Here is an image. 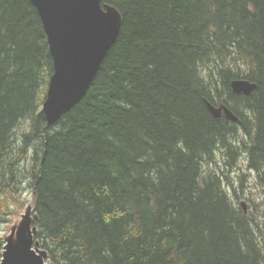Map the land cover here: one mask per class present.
Listing matches in <instances>:
<instances>
[{
  "label": "trees",
  "instance_id": "16d2710c",
  "mask_svg": "<svg viewBox=\"0 0 264 264\" xmlns=\"http://www.w3.org/2000/svg\"><path fill=\"white\" fill-rule=\"evenodd\" d=\"M103 2L121 12L118 36L47 126L42 22L30 0H0V259L29 190L52 264H264V0ZM237 78L255 89L232 92Z\"/></svg>",
  "mask_w": 264,
  "mask_h": 264
},
{
  "label": "water",
  "instance_id": "95a60500",
  "mask_svg": "<svg viewBox=\"0 0 264 264\" xmlns=\"http://www.w3.org/2000/svg\"><path fill=\"white\" fill-rule=\"evenodd\" d=\"M46 35L52 58V74L41 106L46 125L69 111L84 95L104 56L115 42L122 23L117 7L103 0H30ZM236 94H250L256 84L237 78L230 82ZM215 118L223 113L236 122L237 116L224 104L207 102ZM36 214L26 206L21 220L4 236L0 264H52L35 239Z\"/></svg>",
  "mask_w": 264,
  "mask_h": 264
},
{
  "label": "rangeland",
  "instance_id": "374dc122",
  "mask_svg": "<svg viewBox=\"0 0 264 264\" xmlns=\"http://www.w3.org/2000/svg\"><path fill=\"white\" fill-rule=\"evenodd\" d=\"M241 166L243 167L242 170L244 172H242L241 170L236 168L239 171V173L245 175V178L242 179V183H243L241 186L242 190L237 188V191L240 192L239 200L245 203V208L247 210H253V205H252L251 201L258 203L260 201V193L256 188H254L253 184L248 182L250 175H249L248 171L244 168V164H241ZM235 173L236 172L233 170L232 174H231L233 177V181L237 187H240L239 178L236 177ZM250 180H251V178H250ZM28 197H29V190H27V192L25 193V197H24V199L26 201L25 205L20 209L17 208L16 205H14L15 207L13 208V211L10 215V218L8 217L7 220L1 226V229H2L1 233L3 236L2 238H4V236L10 231V229L13 225H16L21 220V215L24 213L26 205L31 204L30 199ZM263 206L260 204H257V207L261 210H262Z\"/></svg>",
  "mask_w": 264,
  "mask_h": 264
},
{
  "label": "bare ground",
  "instance_id": "6f19581e",
  "mask_svg": "<svg viewBox=\"0 0 264 264\" xmlns=\"http://www.w3.org/2000/svg\"><path fill=\"white\" fill-rule=\"evenodd\" d=\"M207 165V164H206ZM206 167V166H205Z\"/></svg>",
  "mask_w": 264,
  "mask_h": 264
}]
</instances>
